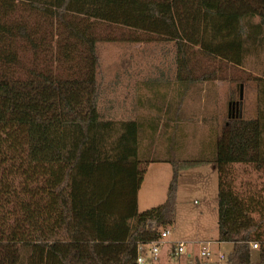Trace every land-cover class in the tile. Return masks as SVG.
<instances>
[{
    "label": "trees",
    "instance_id": "trees-1",
    "mask_svg": "<svg viewBox=\"0 0 264 264\" xmlns=\"http://www.w3.org/2000/svg\"><path fill=\"white\" fill-rule=\"evenodd\" d=\"M117 41L175 47L174 97L142 103L156 114L147 125L99 112L97 47ZM262 51L264 0H0V264H138L139 245L175 223L181 172L206 164L219 176L218 242L233 245L226 264H251L252 244L264 262V178L252 190L234 175H264V73L245 69ZM243 80L259 83L256 118L228 115L199 158L176 157L175 133L154 158L189 95ZM162 161L173 166L166 202L139 214L148 165Z\"/></svg>",
    "mask_w": 264,
    "mask_h": 264
},
{
    "label": "rangeland",
    "instance_id": "rangeland-1",
    "mask_svg": "<svg viewBox=\"0 0 264 264\" xmlns=\"http://www.w3.org/2000/svg\"><path fill=\"white\" fill-rule=\"evenodd\" d=\"M115 34L117 37L128 35L124 30L116 31ZM97 51L101 89L99 112L105 120L117 124L135 120L147 125L151 119H155L156 114L142 107V103L152 99L156 92L166 93L169 100L174 97L172 88L176 81V50L172 43L103 42L98 45ZM245 69L253 76L263 77L264 51L256 57L250 56ZM249 81L243 80L237 87L228 81L206 83L199 95H189L181 106V113L186 120L178 123L176 129L172 127L167 137L162 136L161 132L155 135L154 158L167 157V139L173 133L177 135L178 159L199 158L203 153L213 151L228 115L246 120L256 118L260 87L259 83L253 81L250 84ZM161 121L164 123L166 118ZM145 127L147 133L142 139L141 152H144L143 146L150 135V130ZM234 175L238 187L250 184L252 190H258L264 178L250 165L234 166ZM172 177L173 166L170 163L162 161L148 165L138 192L139 214L166 202ZM218 184V172L213 165H201L181 172L175 223L166 229L169 236L165 239L160 261H150V248L146 246L141 252L146 257L145 264H215L220 253L228 259L231 253L229 246L226 248L218 242ZM176 243H186L190 257H172L170 253ZM201 243H210L213 253L209 259H201L196 255V246ZM260 257V251L254 253L253 262L261 260Z\"/></svg>",
    "mask_w": 264,
    "mask_h": 264
},
{
    "label": "built area",
    "instance_id": "built-area-1",
    "mask_svg": "<svg viewBox=\"0 0 264 264\" xmlns=\"http://www.w3.org/2000/svg\"><path fill=\"white\" fill-rule=\"evenodd\" d=\"M169 233L167 230L163 231L161 238L150 244H140L138 247V264H145L147 262L146 257L141 255V252L146 246L150 248L149 259L152 263H158L160 261L162 248L166 245L165 239H167ZM254 250H259L258 244L251 245ZM189 246L186 243H176L173 245L170 255L175 258H182L189 254ZM212 249L210 243H201L196 246V255L201 259H209L212 256ZM228 259L220 253L219 260L215 264H226Z\"/></svg>",
    "mask_w": 264,
    "mask_h": 264
},
{
    "label": "crops",
    "instance_id": "crops-1",
    "mask_svg": "<svg viewBox=\"0 0 264 264\" xmlns=\"http://www.w3.org/2000/svg\"><path fill=\"white\" fill-rule=\"evenodd\" d=\"M249 81V80H248ZM250 82V84H253L254 82L253 81H249ZM205 85V84H204ZM204 85H202L201 86V88L204 90ZM174 87H175V84L173 85V88H172V90L174 89ZM224 244V243H223ZM222 244V246H225L226 248H228V246H229V248H230V251L232 252V250H233V245L232 244H225V245H223ZM257 251H259V250H252V254H251V257H252V255H254V253H256ZM190 254V253H189ZM186 255V256H189L190 257V255ZM184 257V256H183ZM260 259H261V257H260ZM251 264H264V262H262L261 260H258V262L257 261H255V262H253V259H251Z\"/></svg>",
    "mask_w": 264,
    "mask_h": 264
}]
</instances>
